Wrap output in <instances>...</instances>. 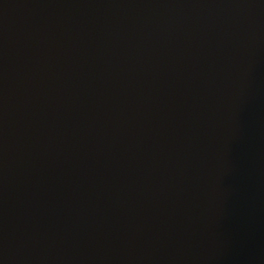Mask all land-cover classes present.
I'll list each match as a JSON object with an SVG mask.
<instances>
[{"label": "water", "instance_id": "1", "mask_svg": "<svg viewBox=\"0 0 264 264\" xmlns=\"http://www.w3.org/2000/svg\"><path fill=\"white\" fill-rule=\"evenodd\" d=\"M0 264H264V0H0Z\"/></svg>", "mask_w": 264, "mask_h": 264}]
</instances>
